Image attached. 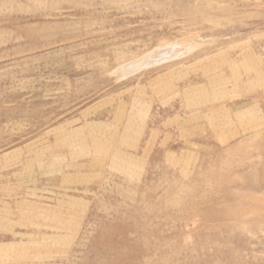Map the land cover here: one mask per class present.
<instances>
[{"label": "rangeland", "instance_id": "1", "mask_svg": "<svg viewBox=\"0 0 264 264\" xmlns=\"http://www.w3.org/2000/svg\"><path fill=\"white\" fill-rule=\"evenodd\" d=\"M0 264H264V0H0Z\"/></svg>", "mask_w": 264, "mask_h": 264}, {"label": "bare ground", "instance_id": "2", "mask_svg": "<svg viewBox=\"0 0 264 264\" xmlns=\"http://www.w3.org/2000/svg\"><path fill=\"white\" fill-rule=\"evenodd\" d=\"M137 66V65H136ZM134 68V67H133Z\"/></svg>", "mask_w": 264, "mask_h": 264}]
</instances>
